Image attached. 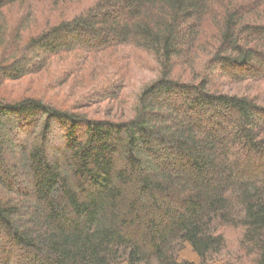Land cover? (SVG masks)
Listing matches in <instances>:
<instances>
[{"label":"trees","instance_id":"obj_1","mask_svg":"<svg viewBox=\"0 0 264 264\" xmlns=\"http://www.w3.org/2000/svg\"><path fill=\"white\" fill-rule=\"evenodd\" d=\"M263 5L94 0L18 35L0 82L120 46L160 75L124 119L0 98V264H264V102L224 88L264 80Z\"/></svg>","mask_w":264,"mask_h":264},{"label":"rangeland","instance_id":"obj_2","mask_svg":"<svg viewBox=\"0 0 264 264\" xmlns=\"http://www.w3.org/2000/svg\"><path fill=\"white\" fill-rule=\"evenodd\" d=\"M238 1L264 4V0ZM93 2L30 0L4 9L0 12V34L2 28L5 34L3 37L0 35V65L6 61L7 53H11L8 51L17 45L18 35L22 37L19 49L21 57L31 37L61 20L86 11ZM40 67L21 79L0 82V98L22 100L37 97L92 118L124 119L131 114L140 90L160 75V67L154 56L133 46L99 52H63ZM224 88L231 93L255 96L264 102V80L243 83L228 81ZM109 90L116 97L108 96ZM227 234L229 240L236 241V231L229 230Z\"/></svg>","mask_w":264,"mask_h":264}]
</instances>
